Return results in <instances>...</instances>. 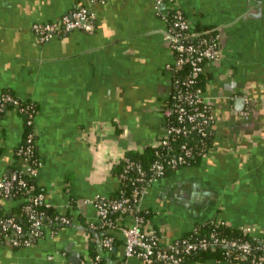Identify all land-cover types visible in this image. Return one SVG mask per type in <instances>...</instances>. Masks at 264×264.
<instances>
[{
	"label": "crops",
	"instance_id": "obj_1",
	"mask_svg": "<svg viewBox=\"0 0 264 264\" xmlns=\"http://www.w3.org/2000/svg\"><path fill=\"white\" fill-rule=\"evenodd\" d=\"M177 2L193 24L219 33L223 57L203 70L214 137L198 164L149 186L143 205L154 212L151 222L163 245L211 218L250 228L264 240V0ZM80 7L96 14L92 33L75 30L41 42L31 30L34 22ZM164 29L153 0H0V94L8 89L37 104V183L46 203L72 216L71 225L33 246L0 242V264L90 261L89 244L97 241L86 230L87 219L96 218L90 201L113 197L120 188L115 165L127 151H143L164 134L172 78L165 65L174 60ZM241 96L251 109L247 116L236 109ZM23 133V115L9 108L0 116V179L15 162ZM113 233L115 250L103 256L118 264L124 239ZM129 264L144 263L134 257ZM193 264L226 263L212 258Z\"/></svg>",
	"mask_w": 264,
	"mask_h": 264
},
{
	"label": "built area",
	"instance_id": "obj_2",
	"mask_svg": "<svg viewBox=\"0 0 264 264\" xmlns=\"http://www.w3.org/2000/svg\"><path fill=\"white\" fill-rule=\"evenodd\" d=\"M153 7L165 22L164 38L174 55V60L165 65L172 78L171 91L164 104V134L153 145L158 149L149 171L145 170L140 160L125 159L124 172L118 178L120 186H132L129 195L115 199L97 197L90 201L95 206L96 218L87 219L86 226L107 235L100 237L101 252L91 257L89 262L79 264H100L104 253H110L114 248L115 231L124 239V257L118 264H129V260L134 257L144 264H184L185 259L193 253L220 247L225 248L220 260L226 264H264V245L260 248L261 252H257L250 240L231 238L216 229L209 230L206 227L207 223L215 227L227 225L223 220L208 219L202 223V227L196 225L190 236H181L163 245L158 229L151 220L140 214L141 210L146 213L150 211L143 205L149 186L163 179L167 170L177 171L192 166V160L196 156L204 158L208 154L210 147L207 146V139L214 133L215 114L205 89L196 84L206 62L223 57L219 33L212 35L211 29L198 30L177 0H153ZM95 20L96 14L93 11L80 7L51 21L34 22L31 30L41 42H47L75 30L92 33ZM203 33L210 35L201 36ZM179 70H183V74L174 76ZM0 98L2 102H11L19 111L33 116L34 109L31 106L20 107V101L16 97L1 93ZM250 112V107H245L240 114L247 116ZM27 123L35 124V121L30 118ZM36 136L35 128L26 139L27 145L20 144L17 148L20 171L0 179V203L9 201L15 188L21 189V200L28 202L23 210L29 216V229H24L14 216H0V242L14 247L33 246L45 234L54 236L72 224V216L63 212H59L48 223L44 222V212L39 211L36 206L43 202L47 206L50 204L45 202L43 192L34 193V185L28 184L23 178V175L37 177L40 173V155L31 161L33 148L38 146ZM195 136L199 137L198 143L194 141ZM111 213H116L117 216L112 217ZM128 216L131 223L124 222ZM49 224L56 226L50 228ZM241 229L251 235L250 228Z\"/></svg>",
	"mask_w": 264,
	"mask_h": 264
},
{
	"label": "trees",
	"instance_id": "obj_3",
	"mask_svg": "<svg viewBox=\"0 0 264 264\" xmlns=\"http://www.w3.org/2000/svg\"><path fill=\"white\" fill-rule=\"evenodd\" d=\"M196 28L200 31L206 30V29H211L212 31L210 32L212 35L216 34V30L213 29V27L209 26H204L202 24H197ZM209 34L207 33H203L201 36H206L208 37ZM183 70H179L176 71L174 73V76H179L181 74H183ZM197 86L205 89V83H204V79H203V73H201L198 78H197ZM2 93H8L14 97H16L13 92L11 90H4L2 91ZM17 99H19L18 97H16ZM20 101V107H29L31 106L34 109V113L33 116L30 115L29 113H25V112H21V114L24 117V133H23V140L21 142V144L23 145H27L26 143V139L28 138V136L30 135V133H32L35 129V124H28L27 120L32 118L34 121L36 119V115L38 112V106L35 102L31 101V100H21ZM15 107V105L11 102H2L1 98H0V116H2L9 108ZM213 137L214 135H211L208 139H207V146L211 147L212 141H213ZM198 136L194 137V141H196L198 143ZM37 139V136L36 138ZM18 148V147H17ZM17 148L15 149L14 153H15V162L14 164H12L10 166V169L8 171V173L5 175V177L10 176L13 172H19L21 169V163H20V157L19 155L16 154L17 152ZM158 148H156L155 146H147L144 148L143 151H127L126 155L124 156L123 159H121V161L115 165V167L113 168L114 173L119 177L125 169V159L129 158L131 160H140L141 163L143 164V167L145 168V170L149 171L150 166L152 165L153 161L155 160L156 156V150ZM39 153H38V146H35V148H33V153L31 156V161L38 158ZM202 158L200 156H196L193 160H192V164L196 165L200 162ZM192 165V166H193ZM172 170H167L165 176H168L169 174H171ZM23 178L28 182V184L30 185H34L35 187V192L34 193H39V192H44V188L39 186L37 183V177H30L27 175H23ZM131 188L132 186L130 184H127L126 186H120L119 190L114 194L113 199L115 198H120L121 196L124 195H129L131 192ZM23 198L22 192L20 188H15L14 192L12 194V196L9 198L10 201H20L18 203L17 206H14L10 209H6L3 205V203H0V216L3 217H8V216H14L16 218V220L18 222H20L23 226L24 229H29L30 228V220H29V216L26 212H24L23 207L25 206V204H27L28 202L21 200ZM36 208L39 211L44 212V222H47L50 219H54V217L59 213V211L53 207V206H47L44 202L40 203L36 206ZM140 214H143L146 219L151 220L154 212L153 211H149L146 213V211H140ZM111 216H117L116 213H111ZM199 226H203L202 223L198 224ZM50 228L55 227V224H49ZM208 226V229H216L219 233L223 234V235H227L228 237L231 238H240V239H247L250 240L251 243L253 244V246H255V248L257 249V252H261L260 248L264 245V240L262 242V240L260 239H255L252 235H250L249 233H245L241 228H237L234 227L230 224L227 225H221L218 227H215L212 224H208L206 225V227ZM92 235V234H91ZM107 234H101V236H104ZM191 235V231L188 233H185L183 236H190ZM92 237L94 238V236L92 235ZM118 242L117 238L114 239V246H116V243ZM89 248H90V255L92 257H95L96 255H98L99 251H98V247H97V241L95 239H93L90 244H89ZM111 254L113 253V250L110 252ZM225 253V248H217L216 250H204V251H198L196 253H193L191 255H189L186 259H185V263L184 264H193L196 261H206L212 258L215 259H221L223 257V254ZM100 264H110L108 262V260L106 258H102L100 261Z\"/></svg>",
	"mask_w": 264,
	"mask_h": 264
},
{
	"label": "water",
	"instance_id": "obj_4",
	"mask_svg": "<svg viewBox=\"0 0 264 264\" xmlns=\"http://www.w3.org/2000/svg\"><path fill=\"white\" fill-rule=\"evenodd\" d=\"M235 105H236V109L239 111V110H242L245 106V98L244 97H237L235 99ZM82 229H86L84 227H82ZM88 230L89 232L93 233L97 239V243H98V251L101 252L102 250V245H101V242H100V236H101V233H97L95 232L94 230L92 229H86ZM115 250V248H114ZM71 258L75 261V263H78V259H79V254L77 252H72L71 253Z\"/></svg>",
	"mask_w": 264,
	"mask_h": 264
}]
</instances>
